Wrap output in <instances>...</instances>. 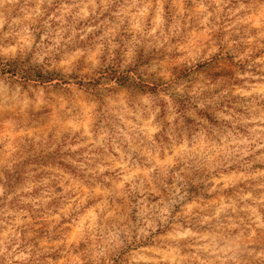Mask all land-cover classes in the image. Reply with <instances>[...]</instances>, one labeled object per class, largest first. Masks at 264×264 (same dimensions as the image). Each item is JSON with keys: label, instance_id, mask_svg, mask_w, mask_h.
Here are the masks:
<instances>
[{"label": "clouds", "instance_id": "clouds-1", "mask_svg": "<svg viewBox=\"0 0 264 264\" xmlns=\"http://www.w3.org/2000/svg\"><path fill=\"white\" fill-rule=\"evenodd\" d=\"M0 264H264V0H0Z\"/></svg>", "mask_w": 264, "mask_h": 264}]
</instances>
